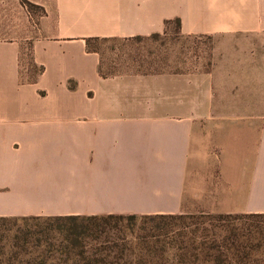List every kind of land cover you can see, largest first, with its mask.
<instances>
[{
    "label": "crops",
    "instance_id": "0c3cea01",
    "mask_svg": "<svg viewBox=\"0 0 264 264\" xmlns=\"http://www.w3.org/2000/svg\"><path fill=\"white\" fill-rule=\"evenodd\" d=\"M27 1L44 12H28L30 30L52 37L33 45L34 82L21 43L0 41V217L176 215L189 190L212 213L264 214V109L247 114L258 118L244 154L189 179L211 79L206 90L188 72L105 77L87 44L163 35L175 20L188 36L250 37L260 43L244 45V83L264 93V0Z\"/></svg>",
    "mask_w": 264,
    "mask_h": 264
},
{
    "label": "trees",
    "instance_id": "16d2710c",
    "mask_svg": "<svg viewBox=\"0 0 264 264\" xmlns=\"http://www.w3.org/2000/svg\"><path fill=\"white\" fill-rule=\"evenodd\" d=\"M174 22L181 33L182 21L175 20L163 35ZM111 39L117 38L88 39V49L99 53L92 43ZM191 219L178 213L0 217V264H264V214L211 216L221 223L210 227Z\"/></svg>",
    "mask_w": 264,
    "mask_h": 264
},
{
    "label": "rangeland",
    "instance_id": "374dc122",
    "mask_svg": "<svg viewBox=\"0 0 264 264\" xmlns=\"http://www.w3.org/2000/svg\"><path fill=\"white\" fill-rule=\"evenodd\" d=\"M19 5L26 6L23 9ZM28 12L38 16L44 14L41 8L27 0H0V41L21 43L22 75L24 79L31 80L40 71V66L33 63V45L36 39H51L52 35L51 30H30L35 23L26 19ZM168 31V35L158 38L94 42L91 49L100 53L102 73L106 76L188 72L189 76L198 75L199 84L206 90L209 87L206 83L204 85V79L205 82V77L211 79L213 115L205 116L201 124L203 132L198 135L199 141L194 142L189 164L190 179L197 171L218 172L220 159L229 165V158L244 154L247 147L243 137L249 129V120L258 118L247 114L251 109H264V99L259 98L264 93H261V84L244 83L246 53L243 50L244 45L260 42L244 36H188L179 32L175 22ZM197 103L200 104L199 101ZM203 105L207 107L209 101L207 105V100H204ZM195 197L189 190V203L182 213L193 217L188 222L210 227L221 223L211 216L228 215L205 210L195 203Z\"/></svg>",
    "mask_w": 264,
    "mask_h": 264
}]
</instances>
